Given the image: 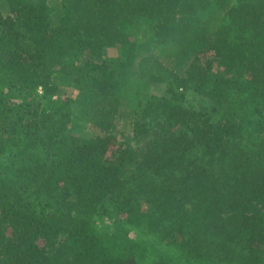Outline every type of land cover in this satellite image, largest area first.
Segmentation results:
<instances>
[{
  "label": "trees",
  "instance_id": "obj_1",
  "mask_svg": "<svg viewBox=\"0 0 264 264\" xmlns=\"http://www.w3.org/2000/svg\"><path fill=\"white\" fill-rule=\"evenodd\" d=\"M0 264H264V0H0Z\"/></svg>",
  "mask_w": 264,
  "mask_h": 264
},
{
  "label": "rangeland",
  "instance_id": "obj_2",
  "mask_svg": "<svg viewBox=\"0 0 264 264\" xmlns=\"http://www.w3.org/2000/svg\"><path fill=\"white\" fill-rule=\"evenodd\" d=\"M221 13H218L217 16H220ZM112 54L116 55L117 51L111 52ZM75 93L74 90H69L67 94L73 96ZM132 93L130 92L129 95L126 97L123 107L120 110L119 115L117 116L114 122V130L110 131L113 133L118 140H122L125 137L129 136L130 134V125H131V107H132ZM90 132H95L96 134H102L96 128H92L89 130Z\"/></svg>",
  "mask_w": 264,
  "mask_h": 264
}]
</instances>
